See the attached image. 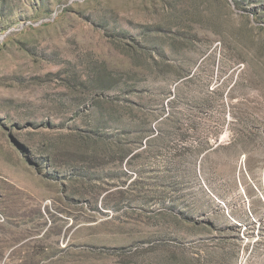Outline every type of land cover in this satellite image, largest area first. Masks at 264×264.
<instances>
[{"label": "rangeland", "instance_id": "374dc122", "mask_svg": "<svg viewBox=\"0 0 264 264\" xmlns=\"http://www.w3.org/2000/svg\"><path fill=\"white\" fill-rule=\"evenodd\" d=\"M0 264H264V0H0Z\"/></svg>", "mask_w": 264, "mask_h": 264}, {"label": "trees", "instance_id": "16d2710c", "mask_svg": "<svg viewBox=\"0 0 264 264\" xmlns=\"http://www.w3.org/2000/svg\"><path fill=\"white\" fill-rule=\"evenodd\" d=\"M153 134H154V132H153L151 129H149V130H147V131H143V135H145L146 138L150 137V136L153 135ZM158 135H159V134H158ZM157 137H159V136H157ZM152 138H153V137L147 139L148 145H150L151 142L153 141ZM149 143H150V144H149ZM118 146L121 148L122 145L118 144ZM140 146L142 147L143 145H140ZM140 146H139V147H140Z\"/></svg>", "mask_w": 264, "mask_h": 264}]
</instances>
